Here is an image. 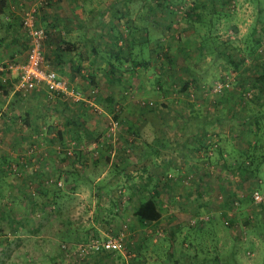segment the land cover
<instances>
[{"label":"rangeland","instance_id":"obj_1","mask_svg":"<svg viewBox=\"0 0 264 264\" xmlns=\"http://www.w3.org/2000/svg\"><path fill=\"white\" fill-rule=\"evenodd\" d=\"M17 3L9 11L14 21L0 15V65L25 58L22 17L35 7L38 23L54 33L50 23L58 11L81 19L89 14L91 24L102 26L94 42L106 40L107 58L120 77L109 65L81 72L74 64L71 72L65 61L54 64L47 55L52 59L57 41L47 39L45 61L81 92V100L22 93L16 75L0 71L11 83L0 87V264H264V124L257 129L248 117L264 109L253 78L264 61V0ZM113 24V36L137 32L133 49L113 43L107 32ZM219 81L228 87L214 90ZM199 113L206 126L223 114L218 123L233 135L205 125L185 134L190 123H199ZM173 127L181 134L175 140L186 137L185 163L166 166L169 177L155 179L150 170L161 167L151 161L150 144L171 138ZM248 147L253 161L241 154ZM140 156L141 164L123 165ZM247 160L249 171L239 172ZM176 167L184 171L179 178ZM254 190L260 200H253ZM152 193L162 216L148 224L134 221L137 202ZM106 235L121 236L120 249L77 255L79 244Z\"/></svg>","mask_w":264,"mask_h":264},{"label":"crops","instance_id":"obj_2","mask_svg":"<svg viewBox=\"0 0 264 264\" xmlns=\"http://www.w3.org/2000/svg\"><path fill=\"white\" fill-rule=\"evenodd\" d=\"M17 1L18 0H6V6L4 7V11H3V15L6 17V19H4V21L7 20V22L10 23L11 21L15 20L13 12H9V11H12L13 9H15V6L17 4H19V3H17ZM119 1L120 0H108L109 5L118 3ZM131 2L133 3V1H131ZM15 3H17V4H15ZM11 4H15V5L13 6ZM59 4H61L60 1L56 3V6ZM10 6L12 7V9H10ZM16 7L18 9V6H16ZM105 11L106 10H101V11H99V14L103 15ZM87 16L85 14L82 19L78 18V17L74 18L73 15H71L69 17H63L62 14L59 13V11L56 15H54V17L51 20L52 22L50 24L53 25L54 29L56 28L55 33H57L60 36H63L64 38L69 39V41L74 43L70 47V49L67 51L66 50L63 51L61 49L56 50L57 52L64 54L63 57H56V56H54V54H52V62L54 64L58 63L57 60L65 61V63H64L65 67L68 66L67 68L71 72L73 71V65L74 64L77 66L76 68H78V66L80 67L81 72H83L84 70H87V69H91V71L95 70L97 72L101 66H105V68H108V65H109V67H110V63L112 60H111V58H107V56H108V53L111 52V50H109L108 46L105 45L106 40H104L103 42L97 40L99 38V36H101V30L100 29H102V26L99 29L97 24H91L90 23L91 19L89 20ZM97 17L99 18L98 15H97ZM14 26L15 25L13 24V27ZM56 31H58V32H56ZM107 32H108V35L111 33L110 36L114 35L113 29H111L110 26H108ZM13 36H14V34L12 36H10V38H9L10 41H13V39L15 38V36H14V38H13ZM93 37H97L96 41L99 44L97 42L96 43L94 42ZM6 41H8V40L6 39ZM107 42H108V40H107ZM90 43L96 44L95 45L96 47L93 48L92 46H90ZM108 44H109V42H108ZM2 53L4 55V52H2ZM1 55L2 54L0 53V57H1ZM100 60L104 61L105 64L101 65L100 63H98ZM135 63H136V61H135ZM84 67H85V69L83 70ZM78 74L84 75L82 73L80 74V72L75 73V77L78 80H79ZM81 83L83 84L82 81L79 82V84H81ZM198 115L199 116H197V118H196V120H198V122H199L198 123V125H199L198 129L196 128V126L192 130L186 129L185 134H188V133L194 134L197 132V130H200V129L203 131V129H204L203 126L207 123L204 120L205 114L199 113ZM202 117L204 119H202ZM225 119H223V120H225ZM218 122H220V121H216L213 123H211L209 121L208 123H210L211 126L205 125L206 127L205 126L204 127L207 129H211L210 132H216L221 136H228L230 134L233 135L231 128L226 129L225 128L226 126H224L222 123L220 125ZM189 126L190 125H188V128H189ZM176 135H181V134L177 132V128L173 127V136H171V138H168L165 135L164 139H161V141L156 138L155 140H152V142H154V143L150 144V150H149L148 154H151V156H152V157L150 156L151 161H152L154 166L156 164L157 166L161 167L160 170H158L157 168L150 170V173L154 174L155 179L160 178L161 175L165 176L164 170H165L166 166H170V165L178 166L181 164V162L185 163V161L183 160V157L180 156V154L181 153L183 154V151L181 149H185V147H187L186 137L180 136L179 140H175L174 136H176ZM173 138H174V140H172ZM164 140H166V141H164ZM169 140H172V142H168ZM185 143H186V145H185ZM177 147H179L180 149H177ZM177 152H178V154H176ZM144 158H145L144 156H140L138 158H135L134 160H132V159H129L127 161L125 160V162H123V165L132 166L133 162L141 164L142 161H144ZM223 164H224V162H223ZM176 170L179 171V168L176 167ZM130 171H132V173L135 172L133 169H130ZM172 172H174L175 176L178 178H179V176L182 175V173L184 174L183 170L179 171L180 174H177L175 170L174 171L172 170ZM162 189H164V188H162ZM167 190H168V192L171 191L170 188H168V187L166 188V191ZM128 197H130V194H128ZM161 216H162V214H161ZM134 221H137V219L135 217H134Z\"/></svg>","mask_w":264,"mask_h":264},{"label":"built area","instance_id":"obj_3","mask_svg":"<svg viewBox=\"0 0 264 264\" xmlns=\"http://www.w3.org/2000/svg\"><path fill=\"white\" fill-rule=\"evenodd\" d=\"M22 25L27 40V52L23 60H15L0 65V71L16 75L15 89L25 93L28 90H39L47 98H58L69 101L82 99L81 92L69 84L44 58L43 44L46 30L38 23L36 8H29L22 17ZM5 81V80H3ZM228 82H215L213 89L220 91L228 87ZM254 201L260 200L258 190L252 193ZM121 247V236H93L88 242L79 244L77 255L85 257L89 253H99L118 250Z\"/></svg>","mask_w":264,"mask_h":264},{"label":"trees","instance_id":"obj_4","mask_svg":"<svg viewBox=\"0 0 264 264\" xmlns=\"http://www.w3.org/2000/svg\"><path fill=\"white\" fill-rule=\"evenodd\" d=\"M143 1L146 2V0H143ZM166 2H168V0H166ZM151 5L154 6L153 2H152ZM5 6H6V0H0V15L3 14ZM152 6H151L150 11H149L150 17H152V15L153 16L155 15V12H154L155 7H152ZM197 6L198 5H194L193 4V6L191 8H197ZM198 14H199V12H196V16L193 19H197L198 18ZM149 21H150V24H153V25L156 23V21L154 19H149ZM18 26H19V23H18ZM116 27L117 26L115 24H113L111 26L112 29L116 28ZM147 27H148V24L145 25L144 29H146ZM129 28L131 29L132 26H129ZM119 31H121V29ZM135 34H137V32L136 33L135 32H129V33H127L128 36L124 37V36H122V31H121L119 33V35L113 36V43L116 45L118 43V41L121 40L123 43H126V45H128V47L126 49L131 50V48L133 49V47L136 44L135 42L137 41V39H134L136 37ZM25 35H26V33H25ZM145 35H147L146 32H145ZM45 39H47L48 42H49V40H51V41L52 40H56L57 41L56 48L57 49H61L63 51L64 50H66V51L69 50L70 47L74 44L73 42L69 41L68 39L64 38L63 36H60L57 33H54L52 31H48V30H46V38ZM145 39H149V37L145 36ZM147 41H149V40H147ZM92 47L95 48L94 46H92ZM54 51L51 52V53L54 52L53 53L54 56L63 57L64 54H62L60 52H57L56 50H54ZM50 57H51V54L48 53L47 58H49V60L52 61V59H50ZM144 63L145 62H143V64ZM260 67H261V69L258 72H256V74H254L253 78L255 80L256 87L259 89L260 93L264 94V61L261 62V66ZM117 70H118V67L111 61L109 72H111L112 75L115 76L118 79L120 77V74H116L115 75V73H114ZM10 84H11L10 80L3 81L0 78V87H3V88L5 87L7 89L8 86H10ZM6 93H7V90L4 89V94H6ZM244 113L246 115L249 114V113H246V112H244ZM235 116H236V114H233V118ZM236 117H238V118L240 117V119H243L242 118V114H239V116L237 115ZM248 117H250V119H252L253 121L256 122L257 129H259V127H260L259 123H263L264 124V109H262L258 113L257 112L254 113L253 112ZM225 118L226 117H224L223 114H219L218 113V114H216L215 120L221 122ZM189 125L190 126L187 129H191V130L194 129L195 126H196V128H198V126H199L198 123H190ZM261 130H262V128H261ZM256 139L257 138H255L254 141ZM185 145H186V143H185ZM249 151H250V147H248V149H243L241 154L245 155V157H251L250 159H252V161H253V157H252V155L251 156L249 155ZM243 163L245 165H243ZM248 164H250V161H248V160L247 161H243L238 166V171L239 172L249 171L248 166H246ZM227 166H228V164L227 165L224 164V168H226ZM164 177H169V176H167V174H165ZM165 179H167V182H168V180H170L169 178H165ZM166 184H168V183H166ZM133 214H134L135 218L137 219V221L140 224H148V223H151V222H154V221L158 220L161 217L162 211H161V208H160V206L158 204L157 194L152 193L151 195L149 194L145 198L140 199L139 202H137V204H136V206L134 208ZM106 252H109V251H106ZM182 264H193V263L184 262Z\"/></svg>","mask_w":264,"mask_h":264}]
</instances>
